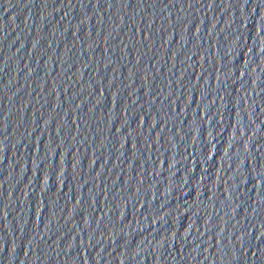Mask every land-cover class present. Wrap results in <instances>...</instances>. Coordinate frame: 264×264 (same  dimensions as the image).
I'll list each match as a JSON object with an SVG mask.
<instances>
[{"label":"water","instance_id":"95a60500","mask_svg":"<svg viewBox=\"0 0 264 264\" xmlns=\"http://www.w3.org/2000/svg\"><path fill=\"white\" fill-rule=\"evenodd\" d=\"M0 264H264V0H0Z\"/></svg>","mask_w":264,"mask_h":264}]
</instances>
